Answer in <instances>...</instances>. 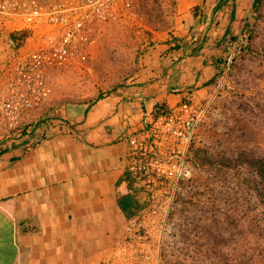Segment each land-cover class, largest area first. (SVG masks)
Returning a JSON list of instances; mask_svg holds the SVG:
<instances>
[{"label":"rangeland","instance_id":"1","mask_svg":"<svg viewBox=\"0 0 264 264\" xmlns=\"http://www.w3.org/2000/svg\"><path fill=\"white\" fill-rule=\"evenodd\" d=\"M39 1L47 7L73 0ZM213 1L206 0L203 5V0H133L117 16L96 24L88 60L81 65L47 64L41 52L48 36L43 30L28 31L27 42L13 49L7 38L11 31L2 27L0 17V141L17 137L26 125L40 119L47 121L50 109L67 102H95L131 83L147 66L160 60L155 50L174 37L184 41L185 56V62L175 67L182 69L180 65H184L191 72L198 71L203 56L222 55L211 46L229 24L226 11L210 24ZM252 4L253 0H238L232 25L245 45L241 31ZM202 41L203 56L189 57ZM180 54L163 53V71L168 72L172 60ZM231 59L217 84L199 88L189 84L184 91L187 98L198 95L208 106L191 148L205 149L219 157L242 152L264 156V3L256 18L251 49L245 48L230 65ZM20 99H28L33 107L22 119H9L7 105ZM176 105L174 102L170 107ZM184 182L176 206L182 212L174 211V219L164 234L144 237L140 232L143 238L126 239L117 261L109 264H226L218 260L219 255L231 259L246 253L264 254V205L257 201L255 190L264 193V185L252 171H216L189 162ZM219 229L235 242L220 252L212 245L221 234Z\"/></svg>","mask_w":264,"mask_h":264},{"label":"crops","instance_id":"2","mask_svg":"<svg viewBox=\"0 0 264 264\" xmlns=\"http://www.w3.org/2000/svg\"><path fill=\"white\" fill-rule=\"evenodd\" d=\"M166 50L159 46L160 60L131 83L95 102L50 109L47 121L0 141V264L117 261L134 237L118 205L128 192L119 181L134 141L146 135L157 104L180 102L192 84L181 78L180 93L169 92L171 70L161 68ZM197 70L199 88L215 70L210 64Z\"/></svg>","mask_w":264,"mask_h":264},{"label":"built area","instance_id":"3","mask_svg":"<svg viewBox=\"0 0 264 264\" xmlns=\"http://www.w3.org/2000/svg\"><path fill=\"white\" fill-rule=\"evenodd\" d=\"M132 2L73 0L44 7L39 0H0V17L2 27L10 33L43 30L48 36L41 52L47 64L81 65L88 60L96 24L117 16ZM12 104L6 107L12 120L22 119L33 107L28 99ZM207 108L198 95L185 97L169 107L167 114L153 119L144 138L134 141L127 170L137 178L148 200L147 207L129 225L134 237L143 238L140 232L144 237L164 234L179 181L185 176L189 150Z\"/></svg>","mask_w":264,"mask_h":264},{"label":"trees","instance_id":"4","mask_svg":"<svg viewBox=\"0 0 264 264\" xmlns=\"http://www.w3.org/2000/svg\"><path fill=\"white\" fill-rule=\"evenodd\" d=\"M237 2L238 0H214L212 9H211V21L210 24L215 22L217 16L223 12H228L229 14V24L226 26L224 33L220 39L216 41L211 47L213 50H220L222 51V55L218 57L213 56H203L201 54V50L203 48V41L200 43L198 50L190 55L189 57H201L203 56L204 59L202 60L201 67H206L207 65H212L214 68V73L211 78L203 83V86H213L217 84L218 79L223 77L225 74L226 68L229 65V60L232 58L230 65L235 62L238 55L246 49H251V43L254 39V31H255V24L256 18L259 14L260 8L264 3V0H253V4L251 7V14L243 21V28L241 31V40H246L247 45L243 42L239 41V34H235L233 31V23L236 20L237 14ZM206 3V0H203V5ZM196 10H200L199 7H196ZM8 42L9 45L13 49H20L24 43L30 38V33L28 31H21V32H12L8 35ZM184 41L173 38L165 43L167 46V50L165 55L173 54V53H180V57L177 59L172 60V64L170 65V81L172 82L169 87V92L172 94H179L180 93V86L179 82L180 79L183 78L187 82L189 79L192 80V85H196L198 82L199 77L202 75V70L193 71L189 73L187 69L184 68V65H180L182 69H177L175 66L180 64V62H185V56L183 55V43ZM238 43V44H237ZM237 44V45H236ZM236 45V47H235ZM179 67V65H178ZM191 74V75H190ZM185 100V98H183ZM169 112V105L167 103L157 104L154 109V119H158L160 116L167 114ZM44 121H46L44 119ZM27 127L23 129L22 135L26 133ZM191 162L194 166L198 167H211L216 169V171L221 170H239L243 168L244 170H250L254 173L257 179L264 185V156H256L254 154H250L249 152H242L239 154H230L224 155L219 157L217 155L210 154L205 149H195L194 151L192 148L189 150L187 163ZM185 176L179 181L178 189L174 195L172 207L170 209L167 222H166V229L168 228L169 224L171 225L172 220L174 219L173 216L175 215L174 211H181L177 209L176 206L178 204L181 190L185 184ZM125 183L127 186L128 192L126 194H122L118 197V205L122 210L124 216L128 221L135 219L146 207L148 204L147 197L137 180V178L129 171L126 170L124 172L123 177L119 181V184ZM257 192L256 199L259 201L260 205H264V193L255 189ZM221 224L220 221H218ZM173 224V223H172ZM221 232L222 230L219 229ZM254 235V233H250V236ZM231 238H226L221 234H218L216 239L212 241V245L214 246V250L221 251L222 248H229L233 244L234 241L230 240ZM218 260L227 261L226 264H264V254L263 253H256V255H252L251 253H246L242 257H233L228 258L225 256H218ZM168 264H171L168 262Z\"/></svg>","mask_w":264,"mask_h":264}]
</instances>
